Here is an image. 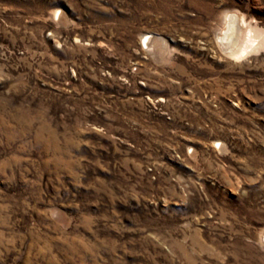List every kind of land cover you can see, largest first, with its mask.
Wrapping results in <instances>:
<instances>
[{"label":"rangeland","instance_id":"1","mask_svg":"<svg viewBox=\"0 0 264 264\" xmlns=\"http://www.w3.org/2000/svg\"><path fill=\"white\" fill-rule=\"evenodd\" d=\"M0 264H264V0H0Z\"/></svg>","mask_w":264,"mask_h":264},{"label":"bare ground","instance_id":"2","mask_svg":"<svg viewBox=\"0 0 264 264\" xmlns=\"http://www.w3.org/2000/svg\"><path fill=\"white\" fill-rule=\"evenodd\" d=\"M150 40L151 36L145 35L143 43H149ZM218 43L224 51L233 56L258 46L255 35L244 25V21L234 14L226 16L225 27L219 36Z\"/></svg>","mask_w":264,"mask_h":264}]
</instances>
